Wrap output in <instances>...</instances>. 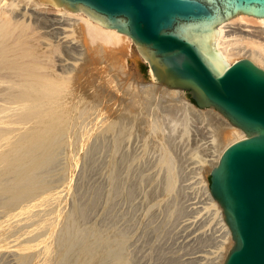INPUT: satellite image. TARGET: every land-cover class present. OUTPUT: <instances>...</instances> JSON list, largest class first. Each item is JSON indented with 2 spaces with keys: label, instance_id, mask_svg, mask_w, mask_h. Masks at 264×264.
Listing matches in <instances>:
<instances>
[{
  "label": "bare ground",
  "instance_id": "bare-ground-1",
  "mask_svg": "<svg viewBox=\"0 0 264 264\" xmlns=\"http://www.w3.org/2000/svg\"><path fill=\"white\" fill-rule=\"evenodd\" d=\"M218 29L214 46L229 65L246 57L264 69V18L239 14ZM130 55L135 68L137 60L146 61L127 34L82 11L40 0H0V264H129L122 233L86 228L82 211L69 202L73 172L101 161L97 153L107 141L109 171L126 164L136 149L155 169L158 193L171 204L187 187L180 185L183 176L192 174L191 192L205 200L201 212L211 214L220 237L231 236L201 168L204 160L216 166L245 132L222 125L220 112L182 98L183 90L152 82L151 68L147 83L134 77L126 63ZM115 58L117 86L105 78V65ZM126 99L134 111L110 107ZM200 120L210 130L208 140L195 134ZM56 156L55 183L47 162ZM221 248L219 243L211 250L213 264H223L228 251Z\"/></svg>",
  "mask_w": 264,
  "mask_h": 264
},
{
  "label": "water",
  "instance_id": "water-1",
  "mask_svg": "<svg viewBox=\"0 0 264 264\" xmlns=\"http://www.w3.org/2000/svg\"><path fill=\"white\" fill-rule=\"evenodd\" d=\"M40 2L82 11L127 34L152 82L186 91L182 98L215 108L245 132L209 172V191L233 240L223 264H264V69L246 57L229 65L214 46L224 21L239 14L264 18V0Z\"/></svg>",
  "mask_w": 264,
  "mask_h": 264
},
{
  "label": "rangeland",
  "instance_id": "rangeland-1",
  "mask_svg": "<svg viewBox=\"0 0 264 264\" xmlns=\"http://www.w3.org/2000/svg\"><path fill=\"white\" fill-rule=\"evenodd\" d=\"M110 62L105 65V68L108 67L106 68L105 75L110 77L107 78L105 76V78L107 83L117 86L120 75H118L120 63L116 58L113 60L111 59ZM126 63L129 71L131 70L130 73L134 77L140 74L143 77L142 81H144V83L148 82L149 65L147 61L141 59V64H138L135 68L130 55V57H127ZM131 67L132 69H130ZM109 80L114 81L110 82ZM132 80L133 79H129L128 82L130 83ZM184 92L185 94L187 93L186 91ZM113 97L116 99V96ZM122 104L124 106H122ZM162 104H165L164 100H162ZM194 105L198 107L196 104ZM116 106L123 107L121 110L118 108L120 111H129V109L135 110L134 108H130L127 99L125 102L123 100L120 104H114V106L111 105L110 107L117 108ZM210 109L217 111L215 108ZM220 116L224 117L222 114H220ZM224 119H226L224 120L226 122L222 125L225 124L224 126L227 127L228 125H226V123H228L229 126L231 125V128L235 127H233L227 118L224 117ZM205 125V121H201V123L198 124L200 129L195 132V134L197 138L208 140L210 130H208ZM236 128L237 127H235V129ZM191 142L192 146H195L194 140H191ZM106 143H109L110 147H108L109 145L107 144V146ZM111 144L112 143L108 141L103 142L100 149L101 151L99 150L100 153L99 151L97 153V155L100 154L98 160L105 162L96 161L93 164L87 165L83 163L81 164L83 169L80 168V165L72 174L71 186L73 191L71 197H69V202H73L75 206H78L82 211L83 222L86 221L83 225H86V228L93 225L96 227L102 226L101 229H105L109 226V228H114L119 233H122L121 235L125 238L129 264H213L212 261H214V259L211 250L219 243H221L223 253L229 252L231 248L230 245H233V240L229 235L225 238L220 237L219 234H221V232L217 229L215 221L210 218L212 217L211 214L207 212L203 214L201 212L204 206L202 204L205 200L203 196L200 197L196 195L197 193L191 192V190H193L191 185L194 179H189V177L192 176V174L189 173V176H183L180 185L182 184L183 186L187 184V187L183 189L181 186V189L184 191H181L183 192L182 194L180 192L178 193V198L177 196L175 197L174 204L168 201L171 204L170 208L167 204V200H163L162 194H159V190H162V188H158L160 185H157L158 183L155 180V169L149 167L150 164L146 161L145 157L136 156L138 153L136 149H133L135 153H132L129 161L127 160L128 162H125L126 164L119 162L120 164L116 166L114 172L109 171L107 165L110 161ZM56 157L57 158H54L55 160L50 158L47 162V168L49 170L50 168L55 169L56 171H51L52 173H49L51 175L48 177L50 180H55V178L57 180L59 178L58 176H60L59 174L54 177L52 176L57 173V167L55 168L54 166L56 165V160L60 156ZM100 162L103 164L106 163V166ZM96 164H100L102 167L105 166V168L100 167L101 169L99 171V168H96ZM85 165L87 167L89 165V167L85 168ZM94 165H96V167ZM192 166L193 163L189 164V167L192 168ZM210 167V164L205 163L204 160L201 174L203 175L207 172L204 174V177L208 182L209 172L211 171ZM109 172L111 173L109 174ZM117 173L118 176L116 175ZM111 179L113 183L112 185L109 184V186L108 183H111ZM56 180L52 182L56 183ZM107 186H109L110 189L109 187L107 188ZM157 195H159L158 198ZM178 199L181 201L178 202ZM181 202L183 204L182 206ZM190 202L196 203H193L191 207V205L189 206ZM172 205L176 206L179 212L173 210L174 207L172 208ZM180 235L183 236L179 237ZM184 236L185 238L182 241ZM221 239H223V242L219 241ZM218 261L217 263L215 262V264L221 263L220 259Z\"/></svg>",
  "mask_w": 264,
  "mask_h": 264
}]
</instances>
